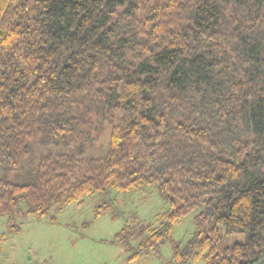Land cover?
Returning <instances> with one entry per match:
<instances>
[{"label":"trees","instance_id":"trees-1","mask_svg":"<svg viewBox=\"0 0 264 264\" xmlns=\"http://www.w3.org/2000/svg\"><path fill=\"white\" fill-rule=\"evenodd\" d=\"M149 186L169 207L115 234L127 260L169 242V264H264V0H0L10 231L88 195L117 219L112 193Z\"/></svg>","mask_w":264,"mask_h":264},{"label":"rangeland","instance_id":"rangeland-1","mask_svg":"<svg viewBox=\"0 0 264 264\" xmlns=\"http://www.w3.org/2000/svg\"><path fill=\"white\" fill-rule=\"evenodd\" d=\"M122 211L113 219L110 213L94 216L95 197L85 196L82 202H72L57 214V223L47 216L22 214L17 222L19 232L10 231L7 219L0 217V264H169L172 245L166 242L156 253L138 260H127L122 246L111 240L132 220L154 222L157 214L169 207L168 200L155 187L115 195ZM201 207L185 216L175 226L174 237L185 241L195 228V215ZM225 245L244 241V232L228 233L221 226ZM195 264H202L201 261Z\"/></svg>","mask_w":264,"mask_h":264}]
</instances>
